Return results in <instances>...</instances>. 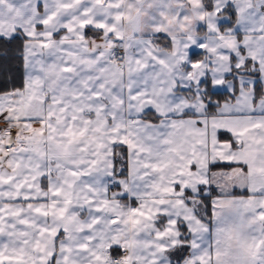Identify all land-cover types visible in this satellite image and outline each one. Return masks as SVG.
Wrapping results in <instances>:
<instances>
[{
  "label": "snow or ice",
  "instance_id": "1",
  "mask_svg": "<svg viewBox=\"0 0 264 264\" xmlns=\"http://www.w3.org/2000/svg\"><path fill=\"white\" fill-rule=\"evenodd\" d=\"M0 264H264V0H0Z\"/></svg>",
  "mask_w": 264,
  "mask_h": 264
}]
</instances>
